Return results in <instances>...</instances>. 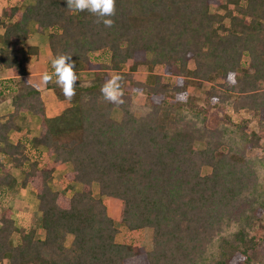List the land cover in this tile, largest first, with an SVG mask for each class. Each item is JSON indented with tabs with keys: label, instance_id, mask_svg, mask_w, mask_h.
<instances>
[{
	"label": "trees",
	"instance_id": "trees-1",
	"mask_svg": "<svg viewBox=\"0 0 264 264\" xmlns=\"http://www.w3.org/2000/svg\"><path fill=\"white\" fill-rule=\"evenodd\" d=\"M25 1L0 11V68L9 72L0 102L8 93L12 104L0 122V264H264V145L261 157L245 155L264 140V0H116L112 27L66 0ZM31 22L47 30L51 60L68 54L75 71H95L71 100L55 76L45 85L28 74L17 54L39 55L27 42ZM114 73L123 76L122 103L100 92ZM207 82L215 85L200 90ZM133 92L145 93L142 106ZM240 102L234 111L250 118L224 112L227 126L207 127L210 108ZM25 112L40 117V132L13 143L8 134ZM65 163L64 187L54 189ZM27 184L37 227L17 225L9 205ZM107 197L121 201L118 216ZM121 227L151 228L152 249L117 241Z\"/></svg>",
	"mask_w": 264,
	"mask_h": 264
},
{
	"label": "rangeland",
	"instance_id": "rangeland-1",
	"mask_svg": "<svg viewBox=\"0 0 264 264\" xmlns=\"http://www.w3.org/2000/svg\"><path fill=\"white\" fill-rule=\"evenodd\" d=\"M19 0H0V11L3 7L7 5H13L18 3ZM25 3L29 4L32 3V1L28 0L25 1ZM211 11L215 9V4H212L210 6ZM30 29L33 32V35L30 37V39L27 41L28 44L36 45L39 48V55L35 57L33 54L27 52L25 49L19 50L20 59L22 62H24V65L28 66L29 71H33L38 75V77H42V74L45 71H51V59L49 58V52L47 49V30L39 34L35 32L36 24L34 22H31L29 25ZM2 74V73H1ZM135 78L137 81H143L144 76L143 72H135ZM78 78L81 76L77 74ZM84 79V77H83ZM214 83H204L202 88L200 90H207L208 88H211ZM193 90V88H192ZM198 94V93H197ZM201 96V95H200ZM146 96L143 92H133L130 95L131 102L136 106H142L145 102ZM244 103V104H243ZM241 104L247 105V102H240L236 104L229 105V109L224 107L219 108H210L209 114L207 118V127H215L220 126L222 128L223 126H227V123H224V120L222 119L224 116V112L227 113V115H230V117L236 122L239 121L240 117H246L250 118L251 115L248 113V111H244L243 109H239V112H235L234 108L239 107ZM236 106V107H235ZM113 108L111 112V117L117 121L121 119V110L119 108ZM238 109V108H237ZM135 115H139V111H135ZM28 117L27 119H29ZM24 120V119H23ZM18 123H20L21 127H24V135L20 137L29 138L31 136H34L35 133L37 134L38 126L34 125V123H31L30 125H25V121L23 122L21 118L18 119ZM233 126H229L231 129ZM249 129L251 130H257V120L253 119L252 122L249 125ZM19 137V138H20ZM18 138V139H19ZM16 140V139H15ZM206 141L204 140H196L193 144L195 149H203L206 145ZM264 145V140L260 141V144L256 147L249 148L245 150V155L248 157H261L263 155V149L262 146ZM41 160H47L46 151L42 153ZM71 170V164L65 163L63 165L58 166L53 173V179L51 181V186L54 189H62L64 187V182L62 180L63 174L67 171ZM13 174L20 179L22 174L18 169L12 168ZM211 172V167L209 165H203L200 169V173L202 175H207ZM264 171L260 169V179L263 178ZM97 184H94L95 192H96ZM81 189V186H76L75 190L79 191ZM19 195H16V198L9 201V205L13 208L12 217L14 218L17 225L24 226V227H37L38 223V216L40 212L37 209V202L35 199V196L30 190V188H27L24 191H21V193H18ZM72 194V191L69 190L66 192V195L70 196ZM104 203L107 206L108 211L118 216L120 212V206L121 201L115 198H104ZM264 219V213L262 215ZM72 240V235L68 234L65 240V244L68 246ZM116 240L119 242H126L134 244L135 246H142L145 248V250H151L152 249V229L151 228H145L142 232H133L129 233L125 227L120 228V232L117 234Z\"/></svg>",
	"mask_w": 264,
	"mask_h": 264
},
{
	"label": "clouds",
	"instance_id": "clouds-1",
	"mask_svg": "<svg viewBox=\"0 0 264 264\" xmlns=\"http://www.w3.org/2000/svg\"><path fill=\"white\" fill-rule=\"evenodd\" d=\"M67 8L94 14L98 17L97 22H102L105 27H112L114 20L110 17L115 15L116 0H66ZM51 66L54 72L49 74L45 71L42 74V82L47 85L53 81L55 76L56 85L62 90L64 97L71 100L76 95V86L78 76L75 71V62L72 60V55L57 54L51 60ZM123 76L114 73L108 78L100 88V92L105 100L110 102H123V90L121 81Z\"/></svg>",
	"mask_w": 264,
	"mask_h": 264
},
{
	"label": "crops",
	"instance_id": "crops-1",
	"mask_svg": "<svg viewBox=\"0 0 264 264\" xmlns=\"http://www.w3.org/2000/svg\"><path fill=\"white\" fill-rule=\"evenodd\" d=\"M17 54L20 56L19 51L17 52ZM25 67L27 68L28 74H33V75H36L38 77V75L36 73L28 70V66L25 65ZM76 73L81 76L80 78H78V80H88V79H91L92 77H94V75H95L94 70H76ZM8 77H9V72L4 68H0V79L8 78ZM83 77H84V79H83ZM41 78L42 77H38L39 80H41ZM11 111H12L11 98H10L9 94L6 93L4 99L0 102V122L4 121L7 114ZM28 117H30V118L27 119ZM20 118L22 119L23 122L25 121V125H27V126L30 125L31 123H34L35 126L37 125L38 131H37V134L35 133V135L39 134L40 129H41V119L39 116L32 115L30 113L25 112V113H21ZM23 130H24V127H21V125H20L19 131L11 130L8 134L10 141L13 143L16 142L20 136L24 135ZM40 149L43 152H45V149L43 147H41ZM49 160L50 161L52 160V156L49 157ZM27 188H30V190H31V186L29 184H27V186L24 189H22L21 191H24ZM21 191L19 193H21ZM17 195H19V194H17ZM35 199H36V197H35ZM36 202H37V199H36Z\"/></svg>",
	"mask_w": 264,
	"mask_h": 264
}]
</instances>
